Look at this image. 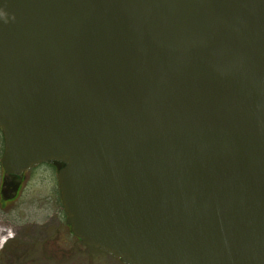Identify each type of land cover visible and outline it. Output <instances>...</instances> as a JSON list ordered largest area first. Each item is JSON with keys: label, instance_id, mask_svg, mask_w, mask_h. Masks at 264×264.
Segmentation results:
<instances>
[{"label": "water", "instance_id": "1", "mask_svg": "<svg viewBox=\"0 0 264 264\" xmlns=\"http://www.w3.org/2000/svg\"><path fill=\"white\" fill-rule=\"evenodd\" d=\"M0 127L85 245L264 264V0H0Z\"/></svg>", "mask_w": 264, "mask_h": 264}, {"label": "rangeland", "instance_id": "2", "mask_svg": "<svg viewBox=\"0 0 264 264\" xmlns=\"http://www.w3.org/2000/svg\"><path fill=\"white\" fill-rule=\"evenodd\" d=\"M66 218L56 168L43 164L30 170L21 196L5 209L0 207V229L12 235L6 243V236H1L0 264H124L85 245Z\"/></svg>", "mask_w": 264, "mask_h": 264}, {"label": "flooded vegetation", "instance_id": "3", "mask_svg": "<svg viewBox=\"0 0 264 264\" xmlns=\"http://www.w3.org/2000/svg\"><path fill=\"white\" fill-rule=\"evenodd\" d=\"M1 142L3 143L2 150H1ZM4 152H5V140H4L2 128L0 127V207L2 209H5L10 204L14 203L21 196L22 191L27 182V173L33 168H37L43 164L53 165L54 168H56L57 170V178H58V165L60 164L56 165L54 163H43L33 166L32 168L26 170L22 175H14L7 173L2 163ZM17 185H19V190L17 196L13 197V195L15 194L13 188Z\"/></svg>", "mask_w": 264, "mask_h": 264}, {"label": "bare ground", "instance_id": "4", "mask_svg": "<svg viewBox=\"0 0 264 264\" xmlns=\"http://www.w3.org/2000/svg\"><path fill=\"white\" fill-rule=\"evenodd\" d=\"M8 233L9 232V230H4V229H0V239H1V236H6L5 237V240L3 241V243H6V242H8V240L12 237V235H10L9 233H8V235L7 234H5V233ZM0 243H1V241H0Z\"/></svg>", "mask_w": 264, "mask_h": 264}]
</instances>
